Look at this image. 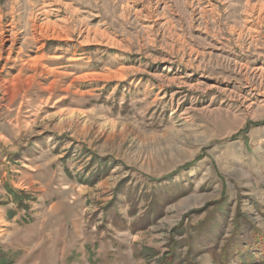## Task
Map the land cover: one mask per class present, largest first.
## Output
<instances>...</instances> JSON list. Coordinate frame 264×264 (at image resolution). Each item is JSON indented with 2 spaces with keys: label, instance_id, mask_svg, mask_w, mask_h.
Here are the masks:
<instances>
[{
  "label": "rangeland",
  "instance_id": "obj_1",
  "mask_svg": "<svg viewBox=\"0 0 264 264\" xmlns=\"http://www.w3.org/2000/svg\"><path fill=\"white\" fill-rule=\"evenodd\" d=\"M260 6L0 0V264H264Z\"/></svg>",
  "mask_w": 264,
  "mask_h": 264
},
{
  "label": "bare ground",
  "instance_id": "obj_2",
  "mask_svg": "<svg viewBox=\"0 0 264 264\" xmlns=\"http://www.w3.org/2000/svg\"><path fill=\"white\" fill-rule=\"evenodd\" d=\"M253 12V11H252ZM252 15V14H250ZM253 16V15H252ZM256 16V21L257 23H263L264 22V6H260L258 7V13ZM254 17V16H253ZM255 18V17H254ZM251 20V19H250ZM253 20V19H252ZM30 21H33L34 23L31 24V29L32 31L39 37H42V36H46V34L48 35V26L50 25L48 22L46 23H43L41 25H37L35 20H30ZM255 22V21H253ZM252 22V23H253ZM251 25V24H250ZM10 29H9V37L7 38V41H9V43L11 44L9 46V49L8 50H12V46L13 44L16 42V33H14V26L13 25H10ZM249 26V25H248ZM264 26V25H263ZM250 27V26H249ZM261 28V26H260ZM51 29L53 30L51 34L52 37H57L59 38L60 40H62L63 38H68L69 37V31L68 29H66L65 25L64 26H61L60 24H57V23H53L52 26H51ZM250 29V28H249ZM248 29L249 33L251 34V37L254 39V35H258L260 32L258 30V28L254 27V28H251L250 30ZM262 30V29H261ZM2 31V30H1ZM6 35V34H5ZM4 37V36H3ZM1 32H0V39H1ZM36 41V40H35ZM2 43V42H1ZM1 52V50H0ZM22 52V49H20V53ZM34 60V59H32ZM31 60V61H32ZM37 61H32V63H35ZM35 65V64H34ZM263 69V68H262ZM261 68L259 69V71L262 70ZM261 73V72H260Z\"/></svg>",
  "mask_w": 264,
  "mask_h": 264
},
{
  "label": "trees",
  "instance_id": "obj_3",
  "mask_svg": "<svg viewBox=\"0 0 264 264\" xmlns=\"http://www.w3.org/2000/svg\"><path fill=\"white\" fill-rule=\"evenodd\" d=\"M224 258H225V260L227 261V259L229 258V253H225V254H224Z\"/></svg>",
  "mask_w": 264,
  "mask_h": 264
}]
</instances>
